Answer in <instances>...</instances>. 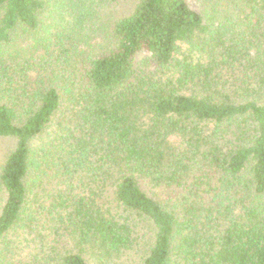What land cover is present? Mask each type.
I'll list each match as a JSON object with an SVG mask.
<instances>
[{
	"label": "trees",
	"instance_id": "1",
	"mask_svg": "<svg viewBox=\"0 0 264 264\" xmlns=\"http://www.w3.org/2000/svg\"><path fill=\"white\" fill-rule=\"evenodd\" d=\"M195 1L0 0V264H264V0Z\"/></svg>",
	"mask_w": 264,
	"mask_h": 264
},
{
	"label": "rangeland",
	"instance_id": "2",
	"mask_svg": "<svg viewBox=\"0 0 264 264\" xmlns=\"http://www.w3.org/2000/svg\"><path fill=\"white\" fill-rule=\"evenodd\" d=\"M187 2L196 11H200L201 10L200 7H199V4L195 0H187ZM130 8H131V4H129L127 2H120L119 4L112 6L110 9H112V12L115 13V14H125V13H127L129 11ZM2 145L5 148H9L10 147L9 143H3ZM0 149H1L0 153L1 152L3 153V151H2L3 148H0ZM1 196L2 195H0V205H1V199H2ZM144 244H145V247H146V245L147 246L149 245V236L148 235H146L144 237ZM141 246L142 247L140 248V250H138V255H136V257H134V259L136 260V262L138 261V263H139L140 258L142 257L141 256L143 254L142 252L145 250V247L143 245H141Z\"/></svg>",
	"mask_w": 264,
	"mask_h": 264
}]
</instances>
